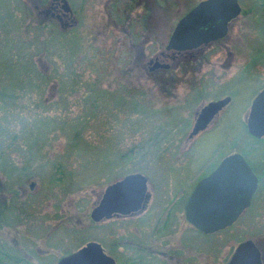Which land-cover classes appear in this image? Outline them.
<instances>
[{"label": "rangeland", "instance_id": "obj_1", "mask_svg": "<svg viewBox=\"0 0 264 264\" xmlns=\"http://www.w3.org/2000/svg\"><path fill=\"white\" fill-rule=\"evenodd\" d=\"M198 1L68 0L67 27L41 16L49 0H0V201L18 219L1 215L0 264H56L90 240L116 264H227L246 239L264 252V137L245 122L264 85V0H239L225 38L182 61L186 74L148 70L155 56L170 62L171 32ZM225 95L210 130L189 138L199 109ZM232 151L257 172L251 205L194 232L185 201ZM130 173L147 177L146 206L93 221L106 186Z\"/></svg>", "mask_w": 264, "mask_h": 264}, {"label": "water", "instance_id": "obj_2", "mask_svg": "<svg viewBox=\"0 0 264 264\" xmlns=\"http://www.w3.org/2000/svg\"><path fill=\"white\" fill-rule=\"evenodd\" d=\"M62 8H70L62 0ZM238 0H201L177 21L166 50L192 49L211 40L223 37L227 24L240 13ZM158 59L151 69L167 67ZM230 101L226 96L210 101L197 113L189 138L206 127L211 119ZM246 125L249 133L260 138L264 135V88L254 97ZM34 182L30 183L33 187ZM257 188V177L240 153L225 156L208 175L201 178L191 191L185 205V216L199 231L212 234L231 226L247 208ZM149 197L147 177L130 173L106 186L97 204L92 208L93 221L110 217L113 213L129 214L145 207ZM261 254L251 239L237 244L227 264H261ZM56 264H116L97 241L86 244L61 257Z\"/></svg>", "mask_w": 264, "mask_h": 264}, {"label": "flooded vegetation", "instance_id": "obj_3", "mask_svg": "<svg viewBox=\"0 0 264 264\" xmlns=\"http://www.w3.org/2000/svg\"><path fill=\"white\" fill-rule=\"evenodd\" d=\"M67 1V3H68V6H69V10L68 11H65L63 8H62V4H63V2H62V0H49V2L47 3V6L42 10V12H41V16L42 17H44V18H50V19H52V18H54V19H56L60 24H63V25H65V26H73V24L75 23V20L73 19V11H72V8H71V5H70V3L68 2V0H66ZM199 1H201V0H199ZM198 1V2H199ZM197 2V3H198ZM238 3H239V5H240V13H239V15L242 13V6H241V4H240V2H239V0H238ZM193 6H195V4L193 5ZM192 6V7H193ZM191 7V8H192ZM191 8H189L184 14H186ZM183 14V15H184ZM182 15V16H183ZM237 17V16H236ZM235 17V18H236ZM233 19L234 18H232L229 22H228V24H227V31H226V34L223 36V37H220V38H217V39H214V40H211V41H209L208 43H206V44H201L200 46H198V47H196V48H192V49H187V50H182L181 52H178V51H176V50H165V51H167V52H171L170 54H169V58H170V62L168 63V62H165V63H167L168 64V66L167 67H157V68H154V69H151V67L153 66V64H154V61L156 60V59H158L159 61H161V62H164L162 59H160L158 56H155L152 60H150V62H149V66H148V70H149V72L150 73H152V72H154L155 70H157V69H162L163 70V73H167L168 75H175L176 74V72L177 71H183V74H186V72H188L189 71V68H188V64H183L182 63V61H188L190 58H192V56H196L197 54H200V53H202L203 51H205L207 48H208V46H211V45H213V44H215V43H217V42H219V41H221L223 38H225V36L227 35V33H228V29H229V25L232 23V21H233ZM175 27V26H174ZM174 29V28H173ZM172 33V32H171ZM224 49H225V51H229V48H228V46H226V47H224ZM163 54V52L161 53V55ZM230 55V54H229ZM223 66H229V63H227V62H224V64H223ZM199 70L201 69L200 67L198 68ZM177 76H179L178 74H177ZM264 88V85L260 88V89H258V91L255 93V95L252 97V100H251V103H252V101H253V99H254V97L262 90ZM232 94H233V92H232ZM226 96H229L230 97V101H231V99H232V95L230 96V95H225V96H223V97H221V98H217V99H214V100H210V101H216V100H219V99H222V98H224V97H226ZM210 101H208V102H210ZM230 101L225 105V106H223L222 108H221V110L211 119V121L206 125V127L205 128H203V129H201V130H199L197 133H200V132H206L207 130H210V126L212 125V123H213V121H214V118L230 103ZM207 102V103H208ZM206 103V104H207ZM251 103H250V106H251ZM206 104H204V105H206ZM203 105V106H204ZM200 110V109H199ZM249 110H250V107H249ZM199 112V111H198ZM197 112V113H198ZM248 113H249V111H248ZM248 116V115H247ZM196 117H197V114H196ZM196 117H195V120H196ZM246 122V121H245ZM194 124H195V121H194V123H193V125H192V130H193V127H194ZM191 130V131H192ZM246 130H247V133L252 137V138H255V139H260V138H262V137H264V135L262 136V137H260V138H256V137H254V136H252L250 133H249V131H248V129H247V125H246ZM190 131V132H191ZM196 133V134H197ZM190 134V133H189ZM195 134V135H196ZM194 136V135H193ZM192 136V137H193ZM232 153H235V152H230V153H227L226 155H224L219 161H218V163L216 164V166L211 170V171H213L216 167H217V165L219 164V162L225 157V156H227V155H229V154H232ZM237 153H240V152H237ZM241 154V153H240ZM242 155V154H241ZM243 156V155H242ZM245 159V158H244ZM246 160V159H245ZM247 163H248V165L250 166V168L252 169V171H253V173L255 174V176L257 177V186H258V182H259V178H258V176H257V172H256V170L250 165V163L248 162V161H246ZM210 171V172H211ZM209 172V173H210ZM208 173V174H209ZM208 174H206V175H208ZM206 175H204V176H202L201 178H203V177H205ZM200 178V179H201ZM199 179V180H200ZM198 180V181H199ZM197 181V182H198ZM196 182V183H197ZM35 183V182H34ZM195 183V184H196ZM195 184H194V186H195ZM35 185H36V183H35ZM34 185V186H35ZM34 186L33 187H31L30 186V184H29V187L30 188H34ZM194 186H193V188H194ZM193 188H192V190H193ZM257 189V188H256ZM191 190V191H192ZM255 192H256V190H255ZM255 192H254V194H255ZM191 193V192H190ZM190 193H189V195H190ZM254 194H253V196H254ZM189 195H188V197H189ZM253 196H252V198H253ZM188 197H187V199H186V201H185V204H184V212L182 213V216L185 218V221H186V224L188 225L187 227H190L194 232H201V231H199L193 224H191L188 220H187V218H186V216H185V205H186V202H187V200H188ZM1 199V198H0ZM149 199V198H148ZM251 201H252V199H251ZM0 204H2V206H1V208H0V215H2L3 213H6L7 214V218L9 217L10 219H13V220H18V219H16V217L14 216V213H13V210H12V208H11V206H13V204L12 203H10V201L8 200V199H6V198H3L1 201H0ZM146 204H147V201H145V206H146ZM250 205H251V203H250ZM249 205V206H250ZM248 206V207H249ZM247 207V208H248ZM247 208H245L243 211H242V213L239 215V217L245 212V210L247 209ZM142 209V208H141ZM141 209H139V210H141ZM139 210H138V212L137 211H135V212H131V213H129V214H122V213H113V215H112V217H116V216H122L123 218H126L127 216H131V215H133V214H137V213H139ZM144 210V209H143ZM184 214V215H183ZM238 217V218H239ZM177 218H178V223L180 222V220H181V217H180V215L179 214H174V215H171L170 217H169V220L168 221H166L165 223H166V225L164 226V227H167L168 226V224H170L171 222H172V220L174 221L175 219H176V221H177ZM237 218V219H238ZM2 219V217H0V220ZM157 219V218H156ZM163 223H164V220H162V226H163ZM5 224H7L8 225V223L7 222H3V223H1V226L3 227ZM174 224H176V222L174 223ZM153 225H155V226H157V222H156V220H155V222H154V224ZM233 225V224H232ZM202 233V232H201ZM202 234H204V233H202ZM213 234V233H212ZM90 241H95V240H90ZM98 242V241H97ZM122 242V241H121ZM157 244H158V241L156 240L155 241ZM100 243V242H99ZM86 244V243H85ZM101 244V243H100ZM102 245V244H101ZM256 245H258V244H256ZM83 246V245H82ZM80 248V247H79ZM102 248H103V250H104V252L106 253V254H108L107 252H106V250L104 249V247L102 246ZM259 249H260V251H261V255L264 257V252H263V249L262 248H260L259 247ZM77 250V249H76ZM75 251V250H74ZM73 252V251H72ZM71 252V253H72ZM154 252H158V249L156 248L155 250H154ZM68 254H70V253H68ZM67 255V254H66ZM109 256H111L110 254H108ZM5 256H8V257H11L12 258V256H10V255H8V254H5ZM65 256V255H64ZM63 257V256H62ZM111 257H113V256H111ZM114 258V257H113ZM20 258H18V260H19ZM115 259V258H114ZM21 260V259H20ZM11 261H14V259L12 258L11 259ZM116 261V260H115ZM262 264V263H261Z\"/></svg>", "mask_w": 264, "mask_h": 264}, {"label": "trees", "instance_id": "obj_4", "mask_svg": "<svg viewBox=\"0 0 264 264\" xmlns=\"http://www.w3.org/2000/svg\"><path fill=\"white\" fill-rule=\"evenodd\" d=\"M14 94H15V93H14ZM14 94H13V96H14ZM6 96H7V95H6ZM2 216H5V217H6V216H7V214H6V213H4ZM0 217H1V215H0ZM1 222H2V219H1ZM5 254H6V253H5ZM5 254H4V255H5Z\"/></svg>", "mask_w": 264, "mask_h": 264}]
</instances>
